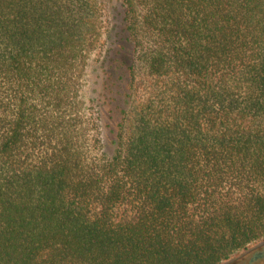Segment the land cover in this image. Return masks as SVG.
<instances>
[{"label": "trees", "instance_id": "obj_1", "mask_svg": "<svg viewBox=\"0 0 264 264\" xmlns=\"http://www.w3.org/2000/svg\"><path fill=\"white\" fill-rule=\"evenodd\" d=\"M104 140L81 102L98 0H0V264H220L264 238V0H119Z\"/></svg>", "mask_w": 264, "mask_h": 264}, {"label": "rangeland", "instance_id": "obj_2", "mask_svg": "<svg viewBox=\"0 0 264 264\" xmlns=\"http://www.w3.org/2000/svg\"><path fill=\"white\" fill-rule=\"evenodd\" d=\"M101 9L102 30L94 47L86 56L81 77V102L85 110H100L103 136L112 138V129L124 106L126 91V62L131 47L123 28L119 0H98ZM220 264H264V238L250 243L247 248L232 254Z\"/></svg>", "mask_w": 264, "mask_h": 264}]
</instances>
